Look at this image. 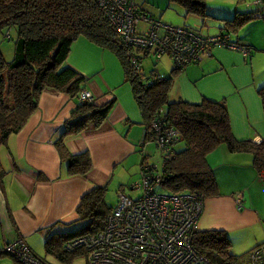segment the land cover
Here are the masks:
<instances>
[{
  "label": "crops",
  "instance_id": "0c3cea01",
  "mask_svg": "<svg viewBox=\"0 0 264 264\" xmlns=\"http://www.w3.org/2000/svg\"><path fill=\"white\" fill-rule=\"evenodd\" d=\"M135 2L154 17L187 24L205 34L225 31L233 41L251 47L245 55L239 49L217 45L211 55L187 64L180 69L176 96L194 102L204 97L225 98L236 138L257 142L264 139L262 100L257 92L264 85V73L257 75L254 64L258 55H264V21L248 14L260 9L261 4L251 7L242 3L236 5L235 11L231 9L215 18L188 13L183 5L171 0ZM229 23L237 24L233 32L227 29ZM241 23V30L248 26L243 33L239 29ZM67 61L88 76L82 90L91 91L98 103L113 98L114 106L101 125L90 124L80 134L67 137L73 152L88 150L92 158V167L86 174H69L67 162L54 140L80 99L54 88L42 91L39 105L26 124L0 145L5 169L0 176V249L6 242L23 237L37 254L36 238L70 230L79 220L77 207L86 192L110 183L119 169L129 165L132 177L139 175L143 149L149 157L154 154L153 140L143 142L142 111L117 54L79 35ZM208 159L217 175L220 193L205 198L198 228H223L239 239L248 236L249 228L259 225L264 215L259 207L264 199V180L256 175L252 153L233 151L221 143L209 153ZM132 180L135 179L127 181L128 185ZM230 181L233 186L227 187ZM239 193L243 198L241 207L236 197ZM255 195H260L258 202ZM260 238L254 237L249 248L261 243Z\"/></svg>",
  "mask_w": 264,
  "mask_h": 264
},
{
  "label": "trees",
  "instance_id": "16d2710c",
  "mask_svg": "<svg viewBox=\"0 0 264 264\" xmlns=\"http://www.w3.org/2000/svg\"><path fill=\"white\" fill-rule=\"evenodd\" d=\"M171 1L183 5L188 13L210 16L206 0ZM254 11L248 13L250 18ZM12 27L16 30L12 59L6 58L0 48V145L26 124L37 109L44 89L54 88L80 99L88 76L69 64L67 58L77 37L85 35L96 44L114 51L123 65L125 79L131 83L142 111L145 125L143 142L153 140L162 153L161 188L169 192L198 191L205 206L206 197L220 193L208 155L221 143L233 151H250L256 175L264 180V139L257 142L236 138L225 98L204 97L196 102L184 98L170 100L173 75L187 64L180 66L174 62L171 74L167 76L157 67L146 75L141 64L145 56L153 55L156 64L164 55H170L158 56L157 52L137 48L139 64L135 65L129 48L106 17L99 0H0V30L8 28L5 35L12 38L9 30ZM257 92L264 114V85L259 86ZM114 101L113 98L103 103L80 99L66 119L64 129L54 143L67 162L69 174H86L92 167V158L88 150L73 152L67 137L80 134L90 124L101 125L109 116ZM156 118H160L165 131L171 127L179 129L178 139L169 143L170 150H164L156 142L158 134L153 123ZM179 143L182 146H178ZM148 158L149 155L144 154L142 164ZM4 173L0 156V176ZM123 189L121 184L118 191ZM137 192L141 191L137 189ZM114 206L108 199V184L95 186L82 196L77 207L79 219L85 220L86 224L73 230L49 232L46 251L63 261L85 254L83 249L67 250L66 242L81 233L103 228ZM198 225L197 222L191 231L193 246L213 264H249L248 253L259 243L244 253H236L225 229H199ZM5 253L0 250V254ZM15 259L19 264H25Z\"/></svg>",
  "mask_w": 264,
  "mask_h": 264
},
{
  "label": "built area",
  "instance_id": "2783aa9c",
  "mask_svg": "<svg viewBox=\"0 0 264 264\" xmlns=\"http://www.w3.org/2000/svg\"><path fill=\"white\" fill-rule=\"evenodd\" d=\"M106 17L114 25L131 60L138 65L137 48L169 54L175 64L185 66L212 54L217 45L241 50L245 55L251 47L231 39L225 31L205 34L183 24L153 18L142 11L135 0H99ZM261 8L253 18L264 21V0H255ZM80 99L92 100L91 91L82 90ZM156 142L164 150L178 139L179 129L163 130L160 118L154 119ZM156 168V169H155ZM162 176L155 164H142L141 177L131 188L141 192L131 196L118 191V201L98 231L81 233L69 239V251L83 249L87 264H213L192 243L191 231L199 222L204 198L198 191L163 192ZM242 194L237 203L242 205ZM2 251L25 264H52L36 254L23 237L5 243ZM249 264H264V242L248 253Z\"/></svg>",
  "mask_w": 264,
  "mask_h": 264
},
{
  "label": "rangeland",
  "instance_id": "374dc122",
  "mask_svg": "<svg viewBox=\"0 0 264 264\" xmlns=\"http://www.w3.org/2000/svg\"><path fill=\"white\" fill-rule=\"evenodd\" d=\"M242 3L248 4L249 6L254 7L253 0H206L207 12H208V14L212 15L215 18L216 17L221 18L226 11H229L231 9L232 10L234 9V11H235L236 5L238 6L239 4H242ZM233 16H234V14H233ZM226 17H229V16H226ZM242 24L243 23H241L239 25L240 30H241ZM231 25H234V24L229 23L227 29H230L231 32H233L232 28L233 29L236 28L237 24H235L234 27H231ZM7 30H8V28H5L2 31L0 30V48L3 51L6 58L12 59V57L14 56V51H15L14 50V47H15L14 36L16 34V30L14 27L9 29L11 32L12 38L6 37L5 34H6ZM246 30H248V26L244 27L241 30V32L243 33ZM141 64H142L143 72L146 75H150L152 70L157 67L160 70V72H162L164 75L167 76V75L171 74V69H172V67H174V60L170 56L164 55L161 58V60L155 64L154 56L148 55V56L144 57ZM254 64H255V71H256L257 75L264 73V55H258L255 58ZM183 69L184 68H182L181 70H183ZM181 70L179 69L173 75L172 86H171V90L169 92V99L170 100H176V99L182 98L181 96H178V97L176 96L177 95V88H179V86H180L179 85V77H180V74L182 73ZM92 96H93V94H92ZM227 104H228V102H227ZM152 143H153L152 146H155L153 149L154 154H152L148 159H146V161L148 163L155 164L157 166V169L162 170V158H163L162 153H161L160 149H157L158 148L157 145L154 142H152ZM178 146H182V143L181 144L179 143ZM144 154H146L145 149L143 150V154L141 156L142 158L144 157ZM0 156H1V154H0ZM139 176H140V174L132 177L130 165L127 166L126 169H119L115 173L113 178L110 180V183H108V199H109V202L113 206L117 204L118 189L121 186L120 185L121 183L124 184V190L127 194H129L131 196L138 195V193H140V192H137V190H134L130 186L133 182L138 180ZM131 177L134 178L135 180H132L130 182V184L128 185L127 181H130L132 179ZM216 177H217V175H216ZM221 180L223 181V178H221ZM225 183H227V181ZM232 186H233V182L230 181L228 183L227 187H232ZM158 190L163 191V192H168V191L164 190L163 188H159ZM240 194H242V193H239V195ZM239 195H237L236 197L238 198ZM259 196L260 195L254 196V199L256 200V202H258ZM245 207H247V206H245ZM259 207H260L261 211L264 213V199L260 201ZM85 224H86L85 220L79 219L72 226V228H70V230L81 228ZM229 236H230L231 241H232V250L236 253H244V251H246L250 247V245H252V243H254L253 239L256 236L257 237L261 236V238L258 242H263L264 241V215L261 217V223L259 222V225L253 224L249 228L248 236H244L240 239L238 238V236H232L231 234H229ZM46 239L47 238H45L43 236L41 238H36V242L38 244H36L35 249H36V252L39 256L46 257L50 262H52L54 264H87L86 253L85 254L81 253V254L75 256L71 261H63V260L55 257L54 255H52V253H48L46 251ZM0 250H2V249H0ZM0 264H19V262L11 254L5 253V254H0Z\"/></svg>",
  "mask_w": 264,
  "mask_h": 264
},
{
  "label": "flooded vegetation",
  "instance_id": "af4514ba",
  "mask_svg": "<svg viewBox=\"0 0 264 264\" xmlns=\"http://www.w3.org/2000/svg\"><path fill=\"white\" fill-rule=\"evenodd\" d=\"M196 29V28H195Z\"/></svg>",
  "mask_w": 264,
  "mask_h": 264
}]
</instances>
